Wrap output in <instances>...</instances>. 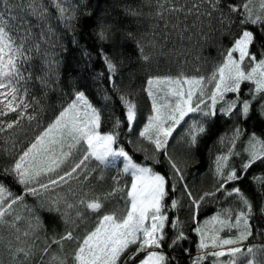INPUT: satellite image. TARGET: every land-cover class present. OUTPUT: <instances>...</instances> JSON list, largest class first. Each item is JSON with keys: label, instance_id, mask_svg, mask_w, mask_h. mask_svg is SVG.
I'll list each match as a JSON object with an SVG mask.
<instances>
[{"label": "snow or ice", "instance_id": "1", "mask_svg": "<svg viewBox=\"0 0 264 264\" xmlns=\"http://www.w3.org/2000/svg\"><path fill=\"white\" fill-rule=\"evenodd\" d=\"M0 2L7 9L13 7L8 0ZM207 2L213 11L220 14L222 23L229 26L236 24L239 34L231 31L227 33L231 45L222 49V59L208 77L180 73L177 76H154L147 79L145 91L151 98L153 114L147 118L139 136L154 146L153 153L144 157L152 161L153 165L161 163L158 159L160 153L167 156L169 139L182 123L188 125L184 136L187 137L189 148L195 147L198 138L206 132L203 120L218 114V102H223L219 108L220 113L247 118L253 103L261 101L259 112L264 115V46L259 50V59L257 53L251 51L257 43V34L264 37V0H240L235 4L227 0ZM50 3L65 21V26L74 31L78 19L76 8L67 7V0H50ZM166 3L168 0H163V3L157 0V15H162L160 10L164 9ZM27 8L41 22L47 21L49 10L40 0H29ZM124 11L130 17L141 15L131 6H125ZM85 15L91 17L92 13ZM5 16L16 19L11 17L10 12L0 11V132L14 129L22 120L30 123L37 120V117L28 111L31 104L28 101L27 81L32 74L28 72L26 75L25 65L32 59L29 53L39 51V45L33 43L35 35L29 21L20 19L14 29L9 26ZM252 26H256L255 32L251 30ZM48 31L51 32V28ZM96 36L99 41L108 42L111 39L110 26L101 22ZM127 38L135 39L131 32L127 33ZM137 44L141 58L149 60V56L144 54L143 46H140L138 41ZM80 54L86 66L90 65L91 51L84 47L80 49ZM97 55L102 57L108 74L107 79L115 90L117 63L102 47ZM45 63L50 73L53 68L58 67L59 61L55 56L46 54ZM103 76V72L96 74L97 79ZM40 81L45 84V77H40ZM245 82L251 84L248 89L250 99L240 97L241 85ZM228 93L236 94L235 98L225 99ZM72 96L55 118L38 131L26 146L21 147L18 153L9 151V155L13 156V163L0 169V177H10L14 183L22 186V194H15L4 180L0 179V224L9 223L6 217L13 216L12 226L15 227V221L21 220L22 217L16 214L14 205L22 204L26 196L34 197L37 205H23L29 214L24 237L39 239L38 233L45 230L41 212L59 217L64 224L63 233L58 237L53 236L51 243L47 239L44 241V246L40 249L39 264H169V256L164 251L165 245L175 249L188 240L179 217L170 219L167 215L169 208L177 209L182 206L180 199L171 198L177 191L188 198L193 220L196 219L201 204L207 199H214L218 192H226L228 197H235V202L239 205L236 209H222L205 220L203 225L194 228L199 235V251L194 264H202L208 257L212 258V264H258L257 252L264 253V248L245 247L243 242L253 235V221L256 216L264 217V203L257 206L239 186L229 191L226 185L229 182L238 184L256 161L264 162V140L252 134L245 149L247 161L242 162L238 172L236 167L229 165V158L239 155L231 149L243 129L236 127L231 137H221V143L227 142L230 147L227 154L216 157L215 190L204 192L196 198L184 182V170L170 156H167V163L171 171L166 175L156 171L154 166L134 162L132 156L120 144L124 126L126 125L127 132L131 133L137 120V105L127 95L117 96L123 106L124 118L110 113V127L107 131L101 130L102 109L94 106L85 91L74 90ZM102 100L107 107L112 97L105 91ZM10 114H14L15 118L8 119ZM191 114H199L201 120L192 119ZM186 117L189 118L188 121L185 120ZM37 127H40L39 123ZM15 147L13 142L12 148ZM120 158H123V168L119 174L131 177L130 186L114 187L104 197L89 198L88 193L84 192L75 203H70L67 195L56 191L64 185H69L70 181H79L81 176L87 180L91 172L95 171V168L89 169V162L95 161L98 166L107 167ZM254 179L260 185V200L264 202V177ZM114 183L118 185L115 178ZM68 192L76 195L71 186L68 187ZM117 192L124 193L125 207L99 215L92 230L83 235L75 234L78 226L76 221L83 220L80 208L100 213L105 206L104 201ZM73 209L75 216L70 211ZM166 230L172 231L173 234L168 236ZM225 230H235V234L222 236L221 233ZM16 231L20 230L17 228ZM20 238L19 235L16 237L17 240ZM65 242L74 244L70 255L62 254ZM52 244L57 245L61 251L51 254L49 259L45 260L44 257L49 254ZM132 248H135V251H130ZM34 249L35 244L10 249L13 264H28L35 255ZM21 255L23 258L17 259ZM225 257L226 260L222 259Z\"/></svg>", "mask_w": 264, "mask_h": 264}, {"label": "trees", "instance_id": "2", "mask_svg": "<svg viewBox=\"0 0 264 264\" xmlns=\"http://www.w3.org/2000/svg\"><path fill=\"white\" fill-rule=\"evenodd\" d=\"M40 2L49 10L46 22H41L28 11L29 0H8V3L13 5L11 9L5 8L0 2V11L10 12L11 17H16V19H11L5 16L9 26L15 29L20 19L29 21L35 35L33 43L39 45V51L29 53L32 59L25 65L26 75L28 72L32 74L27 81L28 101L31 104L28 111L35 115L37 120L31 123L22 120L21 124L14 129L0 132V169L9 167L13 163V156L9 155V151L18 153L21 147L26 146L38 131L50 123L62 107L73 98L74 90L85 91L94 106L102 109V131H107L110 127V113H115L121 119L124 118L123 106L117 96L127 95L137 105V120L131 133H128L127 126H124L120 144L132 156L134 162L154 166L156 171L166 175L171 171L167 163V156H170L184 170V182L196 198L204 192L215 190L217 185L216 157L227 154L230 147L227 142L221 143V137H231L236 127L243 129L235 141V146L231 149L239 155L229 158V165L236 167L238 172L242 162L247 161L245 149L252 134L264 140V115L259 112L261 101L253 103L247 118L236 114L226 116L220 113L219 108L223 103L221 101L217 104L218 114L203 120L206 132L198 138L195 147L189 148L187 137L184 136L188 125L182 123L169 139L167 156L164 153L159 154L160 164L153 165L152 161L144 158L146 154L150 156L154 151V146L139 136V132L147 123V118L153 114L151 98L145 91L147 79L154 76H177L180 73L208 77L220 63L222 49L231 45L227 33L231 31L239 34L236 24L229 26L221 22L220 14L209 7L207 0L203 2L202 0H168L164 9L160 10L162 15L156 14L157 0H67L66 6L75 7L77 10L78 19L75 22L74 31L65 26V21L60 18L50 0H40ZM160 2L163 3V0ZM227 2L235 4L240 0H227ZM193 5L198 7H193ZM125 6H131L141 15L139 17L127 16L124 11ZM172 8L183 10H168ZM88 12L92 13L91 17L85 15ZM208 12L212 14L208 15ZM101 22L111 28V39L108 42H101L96 36ZM49 28L51 32L48 31ZM251 30L255 32L256 26H252ZM129 32L134 35V40L127 38ZM137 41L140 46H143L144 54L149 56V60L145 61L141 58ZM262 46H264V37L257 34V43L251 51L257 53L258 59ZM84 47L92 53V60L88 66L80 54V49ZM101 47L117 63L115 90L107 79L108 74L102 57L97 55ZM46 54L55 56L59 61L58 67L53 68L50 73L45 63ZM100 72H103L104 76L97 79L96 74ZM42 76L45 77V84L40 81ZM249 87H251L250 82L241 85V99H250ZM105 91L112 97L107 107L104 106L102 100ZM235 96L234 93H228L225 99H234ZM36 101L39 103L36 104ZM14 118V114L8 117V119ZM191 118L201 120L199 114H191ZM185 120L188 121L189 118L186 117ZM37 123H39V128ZM13 142L16 145L15 149L12 148ZM88 167L89 169L95 168V171L91 172L87 180L81 176L79 181H70L69 185L56 190L61 195H67L70 203H75L84 192L88 193L89 198L104 197L114 187L130 186L131 177L119 174L123 164L103 167L91 161ZM254 177H264V162L256 161L238 184L229 182L226 188L230 191L233 187L239 186L259 206L264 202L260 200V185ZM114 178L118 181V185L114 183ZM0 179L4 180L13 193L22 194V186L14 183L10 177H0ZM69 186L76 192L75 196L68 192ZM171 198L180 199L182 206L177 209L169 208L167 215L170 219L179 217L188 240L175 249L169 248L166 244L164 251L169 256V264H194L199 251L197 248L199 235L194 228L203 225L205 220L210 219L222 209H236L239 205L235 202V197H228L226 192H218L214 199H207L201 204L196 219L193 220L188 207V198L182 196L180 191L172 194ZM125 199L124 193L117 192L104 201L105 206L100 213H93L81 207L83 220L76 221L78 226L75 234L83 235L86 231L92 230L99 215L123 209ZM24 204L36 207L37 201L34 197L26 196L22 204L14 205L16 214L22 217L21 220L15 221V227L12 226L13 216L6 217L9 223L0 224V264H13L10 249L14 250L17 247H27L32 244H35V255L28 264H39L40 249L44 246V241L47 239L51 243L53 236L58 237L64 232V224L59 217L41 212L45 230L38 233L39 239L32 236L24 237L23 232L28 228L29 218L27 209L23 207ZM70 211L75 216V210ZM17 228L19 232L16 231ZM172 234V231H167L168 236ZM234 234L235 230L232 232L225 230L221 233L222 236ZM18 235L21 237L20 240L16 239ZM243 244L245 247L264 248V217L256 216L253 221V235ZM73 248V243L65 242L62 254L70 255ZM60 251L57 245L52 244L49 254L44 257L45 260H48L51 254ZM130 251H135V248ZM22 258L21 255L17 259ZM222 259L226 260L227 257ZM256 260L258 264H264V253L257 252ZM202 264H212V258L208 257Z\"/></svg>", "mask_w": 264, "mask_h": 264}, {"label": "rangeland", "instance_id": "3", "mask_svg": "<svg viewBox=\"0 0 264 264\" xmlns=\"http://www.w3.org/2000/svg\"><path fill=\"white\" fill-rule=\"evenodd\" d=\"M123 164V158H120V159H118V160H116L115 162H114V164H111V165H116V164Z\"/></svg>", "mask_w": 264, "mask_h": 264}]
</instances>
